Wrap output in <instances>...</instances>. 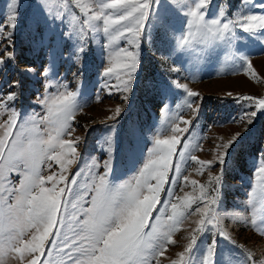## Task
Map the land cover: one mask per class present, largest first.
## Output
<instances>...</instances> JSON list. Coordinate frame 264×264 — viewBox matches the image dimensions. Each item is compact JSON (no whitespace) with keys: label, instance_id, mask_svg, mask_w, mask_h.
Segmentation results:
<instances>
[{"label":"rangeland","instance_id":"1","mask_svg":"<svg viewBox=\"0 0 264 264\" xmlns=\"http://www.w3.org/2000/svg\"><path fill=\"white\" fill-rule=\"evenodd\" d=\"M14 2L15 28L0 34L3 40L11 31L7 50L13 53L0 64V94L16 95L7 108L0 103V125L14 109L18 125L34 129V135L42 133L43 139L49 134L55 136L44 119L48 109L43 101L59 92L76 93L70 134L62 133L60 139L75 141L78 154L68 164L73 157L65 150L63 169L56 161L46 160L40 165V174L47 177L63 172L68 181L75 176L73 187L78 192L71 197L74 203L84 195L85 186L89 189L86 200L90 199L91 187L105 173L114 191L121 185L135 186L144 164L157 158L155 141L173 135L176 125L187 128L180 133L189 146L183 149L186 155L174 158L151 217L162 242L147 264H171L187 246L201 219L196 211L204 207L201 186L208 189L220 172L219 165L208 167L201 162L215 160L223 151L221 145L241 132L228 149L221 184L216 186L218 199L213 207L218 227L197 235L189 264H204L213 241L214 264H264V198L259 195L255 171L264 154V110L239 99L264 97V28L249 32L238 26L242 15L264 14V8L259 7L264 0H205L206 21L237 22L224 39L214 34L202 36L195 27L189 34L188 13L200 0H152L131 88L127 92L113 88L111 94L109 86L117 81H106L103 76L108 64L107 37L99 28L91 30L84 24L86 15L72 0H0V24L7 22ZM82 2L91 14L99 10L101 0ZM184 38L188 44L181 43ZM7 43H0V49ZM120 46L128 47L123 41ZM81 47L83 51L79 52ZM249 60L255 75L246 70ZM189 90L199 95L189 97ZM117 107L121 109L119 116H115ZM253 111L254 118L250 116ZM3 131L0 128V135ZM5 177L0 179V189L19 187L20 174L13 171ZM45 186L51 187V182ZM216 195L210 192L208 199ZM187 197L196 203L185 212L182 223L173 227L174 221L169 220L174 213L171 205L177 204L176 211H182L179 206ZM29 231L25 227L24 238ZM220 231L224 237L218 234ZM10 249L11 243L0 236V264H27ZM48 258L58 261L62 257L53 252Z\"/></svg>","mask_w":264,"mask_h":264},{"label":"snow or ice","instance_id":"2","mask_svg":"<svg viewBox=\"0 0 264 264\" xmlns=\"http://www.w3.org/2000/svg\"><path fill=\"white\" fill-rule=\"evenodd\" d=\"M72 2L85 13L84 24L91 30L99 28L107 37L108 44L105 47L108 50V64L104 67L103 76L106 81L109 79L117 81L109 86V94L113 88L116 91H129L138 66L139 46L150 15L152 0H101L99 10L91 11V14H88L87 5L82 0ZM248 3H251V0H248ZM259 7L264 8V4H260ZM205 8V0H200L189 10L190 35L193 34L191 29L195 27L202 36L214 34L224 39L237 26V22L231 20L223 23L219 19L206 21L203 11ZM16 19L14 2L13 9L6 18L7 22L0 24V34L6 29H14ZM238 26L249 32L264 28V14L242 15ZM4 41L8 43L0 49V53H3L0 54V64L13 55L7 50L11 45V31L3 36L0 43ZM121 41L126 42L128 47L120 46ZM181 43L188 44L189 41L184 38ZM78 51L82 52L83 48H79ZM246 70L253 75L256 74L250 60L247 61ZM16 83L13 81V84ZM187 94L189 97L199 95L191 90ZM15 95V92L0 94V103L7 108L8 102L12 101ZM75 97L74 92L66 94L59 92L46 97L43 101L48 109V116L44 119L56 132L55 136L49 134L47 139L42 138V133L34 135V129L18 125L14 109L10 110L12 115L9 119L0 125L4 130L0 135V179L6 178L5 174L13 171L22 176L18 188L0 189V236L11 243V252L19 254L22 262L26 259L27 264H147L149 257L156 254L162 242L157 226L151 224L152 213L159 203L162 186L168 181L174 158H183L186 155L183 149L189 146L180 133L187 132L188 129H181L176 125L173 128V135L155 141L157 158L150 159L144 164L135 186L121 185L114 191L108 185L105 173L100 176L99 183L91 187L90 199L86 200L89 189L85 186L84 195H80L74 203L71 197H75L78 192V189L73 187L77 183L75 176L71 181H68L63 172L44 177L40 174V165L46 160H54L63 169L66 162L63 159L65 150L67 155L73 157L67 163L74 162L78 154L76 142L60 139V135L70 134L69 121L77 107ZM239 99L250 101L259 110H264V97L246 96ZM198 111L197 108L196 112ZM120 112L121 109L117 107L115 116H119ZM255 115V111L250 113L252 118ZM115 116L109 119H114ZM179 119L185 124H191V121H185L183 117ZM251 121L249 119L248 123ZM240 135L241 132H237L223 143L221 145L223 151L218 153L215 160L201 162L208 167L219 165L220 172L208 189L201 186L200 199L204 202V207L196 209L201 214V219L192 230L194 234L191 235L189 243L171 264H189L197 235L209 228L218 227L219 219L213 207L218 199L216 186L221 184L228 149ZM57 149L61 151L57 152ZM52 153L55 154L50 155ZM192 159L197 158L193 156ZM175 170L179 172L180 169L176 167ZM255 171L258 192L261 198H264V154ZM153 180L155 183L151 182ZM48 182H51V187L45 186ZM172 183H175V180ZM192 183L195 184L196 181ZM210 192L217 195L208 199ZM10 200L13 202L9 203ZM195 203L196 200L187 197L184 204L179 206L182 211H176L177 204L171 205L174 213L169 220L174 221L173 227L182 223L185 212ZM214 221L216 223H213ZM252 223L255 225L256 222ZM25 227L30 229L26 238ZM149 228L151 230L147 231ZM218 234L225 236L223 231ZM169 242L175 243V240ZM213 245L207 250L208 256L205 257L204 264H214ZM53 252L62 258L58 261L54 258L49 259Z\"/></svg>","mask_w":264,"mask_h":264}]
</instances>
